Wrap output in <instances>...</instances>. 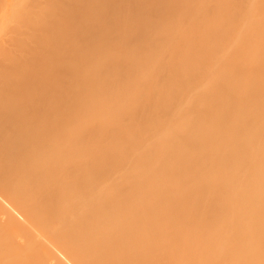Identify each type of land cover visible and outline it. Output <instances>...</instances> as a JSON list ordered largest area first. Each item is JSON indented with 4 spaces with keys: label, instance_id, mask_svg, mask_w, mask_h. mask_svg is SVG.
Here are the masks:
<instances>
[{
    "label": "bare ground",
    "instance_id": "obj_1",
    "mask_svg": "<svg viewBox=\"0 0 264 264\" xmlns=\"http://www.w3.org/2000/svg\"><path fill=\"white\" fill-rule=\"evenodd\" d=\"M10 1L0 264H264V0Z\"/></svg>",
    "mask_w": 264,
    "mask_h": 264
},
{
    "label": "rangeland",
    "instance_id": "obj_2",
    "mask_svg": "<svg viewBox=\"0 0 264 264\" xmlns=\"http://www.w3.org/2000/svg\"><path fill=\"white\" fill-rule=\"evenodd\" d=\"M34 2H36V4H38L39 2H40V0H33ZM77 1V5H78V8L80 9V15H83L80 19H77V20H75L74 18H72V19H70V20H68V21H65V22H63V23H61V26L64 28V29H70V30H72V31H74L76 34H78V32L79 31H81V30H83V29H86V34H88L89 33V31H90V33H96V31H97V29H98V24L96 23V24H94V25H92V23H91V18H90V9H91V4H92V0H76ZM246 1V0H245ZM11 1L10 0H0V54L1 53H3V51H5L6 49H7V44L6 43H8V40H9V38H10V36H12L14 33H15V28H14V17H15V15H14V13H13V10H12V5H11ZM244 3H246V2H244ZM177 9H181L180 7L179 8H177ZM93 12L95 13V15H100V13L98 12V11H96L95 9H93ZM179 13H181L182 12V10H181V12L180 11H178ZM176 16L178 15V13H176V11H174L173 12ZM173 14V15H174ZM68 13H66V12H62V13H59V14H57L56 15V17L57 18H62V19H64V20H66L67 18H68ZM176 16H174L175 18H176ZM78 37V36H77ZM77 37H74V38H72V39H76ZM194 46V45H193ZM89 47H87V49H88ZM94 49H97V48H94ZM193 49V48H192ZM0 58H1V56H0ZM75 62H77L78 64H79V62H78V60H76V61H74V63ZM203 63V62H202ZM75 66H77V64L75 63L74 64ZM74 66V67H75ZM177 66H179V63L176 65V67ZM181 66L182 65H180V70H182L181 69ZM176 67H175V69H176ZM201 67H203V65H201ZM160 69V66H158L156 69ZM179 69H177V70H179ZM160 71H161V69H160ZM159 70H158V75H160V72ZM199 71V70H198ZM200 71H201V69H200ZM160 72V73H159ZM196 72L197 71H195V72H193L194 74H196ZM202 73V72H201ZM201 73L199 74V75H201ZM156 74V77L158 76ZM161 75H162V73H161ZM196 75H198V72H197V74ZM205 75H201V76H199V79L201 80V79H204L205 77H204ZM202 77H204V78H202ZM161 78V79H160ZM156 79V78H155ZM155 79H154V82H155ZM159 79L160 80H162V77H160L159 76ZM157 81H158V78L156 79ZM159 82V84L158 83H156L155 82V85L154 86H152V85H148V86H150V88L152 87V90H154L156 87L155 86H161L162 85V81H158ZM157 86V87H158ZM158 87V88H159ZM192 87V86H191ZM149 88V87H148ZM147 88V89H148ZM149 88V89H150ZM161 88V87H160ZM149 89H148V94H149ZM194 89L195 88H192L190 91H194ZM151 90V89H150ZM160 90V89H159ZM155 91V90H154ZM156 91L158 92V89H156ZM155 91V92H156ZM151 92V91H150ZM179 92V91H178ZM177 92V94L178 95H181V94H179ZM182 94H183V92L182 91H180ZM186 92V91H185ZM184 92V93H185ZM154 92H152V96H155L154 94H153ZM198 93V92H197ZM176 94V93H175ZM186 94V93H185ZM185 94H183V95H185ZM199 94V93H198ZM197 94V95H198ZM201 94V93H200ZM199 94V95H200ZM198 95V96H199ZM151 97V96H150ZM196 97V96H195ZM174 99H176L177 100V98H174ZM173 99V100H174ZM176 100H174V101H176ZM173 101V102H174ZM175 104V103H174ZM173 103H172V106H175L176 104H178V102L174 105ZM176 107V106H175ZM177 110V109H176ZM137 123H138V121H137ZM139 125H140V123H138ZM139 125H138V128H139ZM136 126H137V124H136ZM135 126V127H136ZM129 127V126H128ZM137 129V128H136ZM136 129H134V132L136 131ZM140 130V129H139ZM114 139H116V135H115V133H114V136L112 135V137L111 138H109L108 140L110 141L109 143H108V151H107V157L106 158H109V155H110V152L109 151H111L109 148L110 147H112V145L113 146H115V144H116V140H114ZM113 143V144H112ZM113 152V151H112ZM108 160V161H107ZM107 163H108V165H115V162H112V160H111V158H109V159H106L105 160ZM126 163L127 165H128V160L126 161V160H124V161H120V162H118L117 163V165H119L120 167L122 166V164L121 163ZM113 170H116V168L114 167L113 168ZM107 173H109V171L108 172H106V173H104V176H106L107 175ZM1 220H0V224H1V226H2V224H3V221L2 220H4V216H1V218H0ZM5 225V224H4ZM2 226V228H1V226H0V230L1 229H5L6 228V226ZM197 227V225L195 226V228ZM8 228H6L5 229V231H4V233L3 232H0V241H1V243L2 244H6V246H7V243L8 242H10L11 243V241H13V242H15L17 239L19 240V242H21L22 240H23V238H20V236H19V233H18V235H16L17 233H13L12 231H10V229H8ZM6 230H7V232L8 233H6ZM3 231V230H2ZM11 232V233H10ZM15 235L16 236H19V238L18 237H15ZM21 235V234H20ZM27 237H29V234L27 233V234H25ZM24 235V236H25ZM12 236V237H11ZM21 236H23V234L21 235ZM25 236V237H26ZM24 237V238H25ZM26 237V238H27ZM14 238V239H13ZM13 239V240H12ZM5 240V241H4ZM15 240V241H14ZM16 242H18V241H16ZM10 243H9V245H10ZM0 246L2 247V245L0 244ZM4 247V246H3ZM27 256V255H26ZM8 257H10L11 258V256H8ZM28 257V256H27ZM30 257H31V260H30ZM32 257H33V255L31 256H29L28 257V260H30L31 262L29 263V261L27 262L26 261V259L27 258H22L24 261H23V263L25 264H35V260H34V257H33V259H32ZM13 258V257H12ZM5 259H6V257H5ZM7 259H9V258H7ZM34 260V262H32ZM67 263H68V261H67ZM36 264H38V263H36ZM69 264V263H68Z\"/></svg>",
    "mask_w": 264,
    "mask_h": 264
}]
</instances>
